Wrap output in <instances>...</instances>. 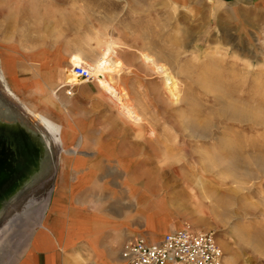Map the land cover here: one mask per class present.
I'll return each mask as SVG.
<instances>
[{"label":"rangeland","instance_id":"374dc122","mask_svg":"<svg viewBox=\"0 0 264 264\" xmlns=\"http://www.w3.org/2000/svg\"><path fill=\"white\" fill-rule=\"evenodd\" d=\"M109 46L125 68L112 80L137 121L95 79L67 93L70 57L96 64ZM143 52L171 68L173 101L160 96ZM221 100L261 107L264 119V12L214 2L190 10L174 0H0V264H14L52 228L54 194L75 184L73 160L95 164L98 191L105 180L122 196L120 186H136L140 226L212 231L225 264H264V128L218 116ZM190 119L208 135L195 139L207 155L195 156L223 165L192 167L181 147L153 154L164 139H189ZM111 139L112 156L95 154ZM245 146L250 152L239 151ZM232 161L242 168L227 167Z\"/></svg>","mask_w":264,"mask_h":264},{"label":"crops","instance_id":"0c3cea01","mask_svg":"<svg viewBox=\"0 0 264 264\" xmlns=\"http://www.w3.org/2000/svg\"><path fill=\"white\" fill-rule=\"evenodd\" d=\"M174 1L190 10L206 8L214 2L234 10L248 8L264 12V0ZM23 80L26 83L27 77ZM99 137L92 140L102 141ZM113 145L114 139H111L101 144L106 149L97 148L95 154L112 156ZM69 167L76 174L75 184H64L54 194V214H50L54 222L52 228L41 230L21 248L14 264H126L122 257L125 244L139 237L159 241L166 233L177 229L164 227L156 232L140 226L138 201L134 200L138 193L136 186H120L122 196L115 191L116 185L109 187V181L105 180V186L98 191L92 188L98 179L93 162L73 160Z\"/></svg>","mask_w":264,"mask_h":264},{"label":"bare ground","instance_id":"6f19581e","mask_svg":"<svg viewBox=\"0 0 264 264\" xmlns=\"http://www.w3.org/2000/svg\"><path fill=\"white\" fill-rule=\"evenodd\" d=\"M164 49V48H163ZM170 49V48H169ZM168 49V50H169ZM167 50V49H166ZM173 51V50H172ZM165 54V53H164ZM117 55V52L115 51V48L113 46H109L106 51L103 53V56L101 59L96 63V64H88L87 61L84 60L83 57L80 55H72L70 57V63L72 68L78 65H83L85 68L89 69L93 75L94 79L96 80V84L99 86V88L102 90L103 93H106L109 98L116 102L118 104V109L120 114L123 115V117L129 119V120H136L139 118L134 106L129 103H125L121 97L119 89L115 86L112 76L121 70H125L124 67H122L121 61L116 60L115 57ZM167 57V60L169 59L170 61H173V58L175 57L174 53L169 51ZM165 55V56H166ZM140 60L142 62V66L146 71L149 73L151 72L153 75H156V78L159 79L160 84H159V93L162 98H166L167 101H173L176 97V92L175 91V86H176V77L173 75V72L169 66L166 64L159 62L153 55H150L149 53H140ZM166 57L164 59V62L166 63ZM169 63V62H168ZM71 68V69H72ZM122 68V69H121ZM71 69H67V72H71V82L75 84H79L81 80L77 78ZM129 69V67L127 68ZM148 73V74H149ZM261 98V97H260ZM260 101H257L256 104L260 105ZM253 106L254 112L251 111V107ZM26 108V107H25ZM218 116H224L227 119L231 121H236V122H242V123H248L252 124L251 126L256 127L257 132L260 131V129L264 128V119L262 117V110L261 107L255 106V105H246V107H239L236 104H233L231 102H225L221 100V108H220V113L217 114ZM50 125V124H49ZM49 125L46 123V128L50 130ZM52 125V124H51ZM185 128L190 130V136L189 139L182 137L179 139L174 138L173 144L170 142H167V139H164L161 143L162 147L159 150H153V154L157 155L158 153L167 155L168 152H170L172 147H181L183 150V158L188 157V162L189 164L192 165V167H205L206 169H210L212 167H217L218 165H223L225 161H215L214 163H207L201 160V158H198L195 156V154H201V155H207L206 153L203 154L202 149H200L199 141L197 142L198 137H203L206 138L208 135H206L207 129H204L201 127L197 122L193 120H188L185 123ZM59 129H56V132H58ZM55 131V130H54ZM55 133V132H54ZM260 133V132H259ZM209 134V132H208ZM191 142H197V143H192ZM190 144V148H186L185 145ZM214 146V145H212ZM254 152H255V161L257 163H260L263 158V155H260V145L259 144H254L252 146ZM249 146H245L244 148H240L239 151H248L250 152ZM236 147H231L230 151H236ZM182 152V151H181ZM180 152V153H181ZM200 162L203 164L201 165ZM236 161V162H226L227 167H240L239 165L241 162ZM256 163V164H257ZM264 163V161H263ZM186 164V163H183ZM182 164V166H183ZM244 164V163H243ZM264 166V165H263ZM245 167V166H244ZM243 167V168H244ZM242 168V166H241ZM262 168V167H259ZM164 170L160 169V171ZM2 174V173H1ZM161 176V175H160ZM160 179V177H158ZM146 182V181H145ZM146 184V183H145ZM226 214H231L232 212L230 210L225 209ZM219 239V238H218ZM220 242L223 244L222 240L219 239Z\"/></svg>","mask_w":264,"mask_h":264},{"label":"built area","instance_id":"2783aa9c","mask_svg":"<svg viewBox=\"0 0 264 264\" xmlns=\"http://www.w3.org/2000/svg\"><path fill=\"white\" fill-rule=\"evenodd\" d=\"M72 71L81 81L94 79L83 65L73 67ZM76 85H66L69 95ZM122 257L126 264H225V253L216 233L188 225L166 233L159 241L139 237L124 245Z\"/></svg>","mask_w":264,"mask_h":264}]
</instances>
